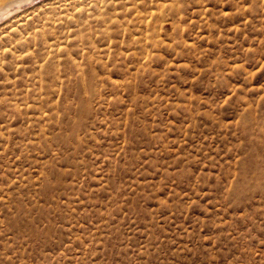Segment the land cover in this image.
Wrapping results in <instances>:
<instances>
[{"label": "rangeland", "instance_id": "374dc122", "mask_svg": "<svg viewBox=\"0 0 264 264\" xmlns=\"http://www.w3.org/2000/svg\"><path fill=\"white\" fill-rule=\"evenodd\" d=\"M0 264H264V0L0 18Z\"/></svg>", "mask_w": 264, "mask_h": 264}, {"label": "bare ground", "instance_id": "6f19581e", "mask_svg": "<svg viewBox=\"0 0 264 264\" xmlns=\"http://www.w3.org/2000/svg\"><path fill=\"white\" fill-rule=\"evenodd\" d=\"M32 0H0V18L10 17L14 12ZM12 6V8H10ZM12 20V19H11ZM11 20L9 22H11Z\"/></svg>", "mask_w": 264, "mask_h": 264}]
</instances>
